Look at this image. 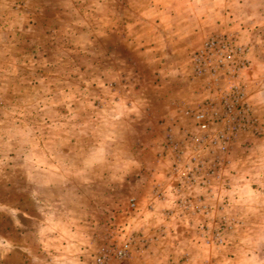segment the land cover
Returning <instances> with one entry per match:
<instances>
[{
  "label": "rangeland",
  "instance_id": "374dc122",
  "mask_svg": "<svg viewBox=\"0 0 264 264\" xmlns=\"http://www.w3.org/2000/svg\"><path fill=\"white\" fill-rule=\"evenodd\" d=\"M0 264H264V0H0Z\"/></svg>",
  "mask_w": 264,
  "mask_h": 264
},
{
  "label": "built area",
  "instance_id": "2783aa9c",
  "mask_svg": "<svg viewBox=\"0 0 264 264\" xmlns=\"http://www.w3.org/2000/svg\"><path fill=\"white\" fill-rule=\"evenodd\" d=\"M202 126L204 127L205 125L203 124Z\"/></svg>",
  "mask_w": 264,
  "mask_h": 264
}]
</instances>
